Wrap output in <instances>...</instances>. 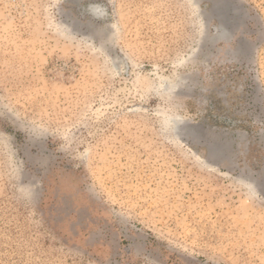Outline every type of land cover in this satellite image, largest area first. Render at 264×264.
<instances>
[{"label": "rangeland", "instance_id": "374dc122", "mask_svg": "<svg viewBox=\"0 0 264 264\" xmlns=\"http://www.w3.org/2000/svg\"><path fill=\"white\" fill-rule=\"evenodd\" d=\"M0 264H264V0H0Z\"/></svg>", "mask_w": 264, "mask_h": 264}]
</instances>
